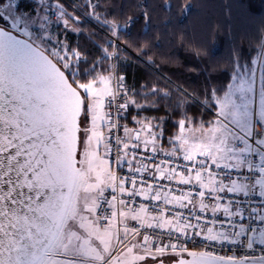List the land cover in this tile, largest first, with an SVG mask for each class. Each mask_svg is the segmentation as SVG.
I'll list each match as a JSON object with an SVG mask.
<instances>
[{
  "label": "snow or ice",
  "instance_id": "6c2138e0",
  "mask_svg": "<svg viewBox=\"0 0 264 264\" xmlns=\"http://www.w3.org/2000/svg\"><path fill=\"white\" fill-rule=\"evenodd\" d=\"M133 8L0 0V264H264V26L193 90Z\"/></svg>",
  "mask_w": 264,
  "mask_h": 264
},
{
  "label": "trees",
  "instance_id": "16d2710c",
  "mask_svg": "<svg viewBox=\"0 0 264 264\" xmlns=\"http://www.w3.org/2000/svg\"><path fill=\"white\" fill-rule=\"evenodd\" d=\"M84 1L75 0L76 3H85ZM99 2L109 13L114 14L131 13L136 10L133 5L138 3L154 7L159 40L153 51L157 63L161 65L159 71L193 90L200 88L207 76L216 75L214 68L220 63L219 58L227 55L230 47V33L235 35L238 43L243 41L241 47L247 52L248 40L253 38L258 40L261 35L260 29L264 26V0H99ZM165 3H170L171 8L162 10L159 5ZM184 4H189L190 8H183ZM94 27L99 35H103L102 29L95 26L94 21H90L84 26V34L79 37L83 47L91 46L87 36ZM181 32L195 44L210 48L217 59L197 57L189 47L178 40ZM155 36L156 33L153 32L152 38L155 39ZM71 39L75 41L77 37L72 35ZM252 54L254 55V51ZM143 75L144 70L135 65L127 69L129 83H132L134 77L142 79ZM160 114L163 115L162 112ZM168 123L171 125L173 121Z\"/></svg>",
  "mask_w": 264,
  "mask_h": 264
},
{
  "label": "rangeland",
  "instance_id": "374dc122",
  "mask_svg": "<svg viewBox=\"0 0 264 264\" xmlns=\"http://www.w3.org/2000/svg\"><path fill=\"white\" fill-rule=\"evenodd\" d=\"M76 1H78V0H76ZM23 2H24V3H28V2H29V0H23ZM84 2L86 3V2H87V0H85ZM77 3H78V2H77Z\"/></svg>",
  "mask_w": 264,
  "mask_h": 264
},
{
  "label": "crops",
  "instance_id": "0c3cea01",
  "mask_svg": "<svg viewBox=\"0 0 264 264\" xmlns=\"http://www.w3.org/2000/svg\"><path fill=\"white\" fill-rule=\"evenodd\" d=\"M151 114H154V113H152V112H151V113H148V112H147L145 115H151Z\"/></svg>",
  "mask_w": 264,
  "mask_h": 264
},
{
  "label": "built area",
  "instance_id": "2783aa9c",
  "mask_svg": "<svg viewBox=\"0 0 264 264\" xmlns=\"http://www.w3.org/2000/svg\"><path fill=\"white\" fill-rule=\"evenodd\" d=\"M122 135V134H121ZM139 199V198H138Z\"/></svg>",
  "mask_w": 264,
  "mask_h": 264
}]
</instances>
